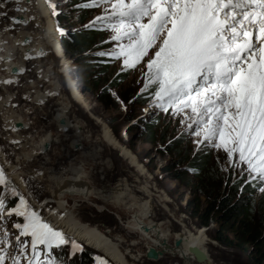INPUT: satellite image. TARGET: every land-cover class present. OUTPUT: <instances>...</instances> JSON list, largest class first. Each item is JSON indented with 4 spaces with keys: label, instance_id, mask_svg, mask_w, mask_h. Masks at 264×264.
<instances>
[{
    "label": "snow or ice",
    "instance_id": "snow-or-ice-1",
    "mask_svg": "<svg viewBox=\"0 0 264 264\" xmlns=\"http://www.w3.org/2000/svg\"><path fill=\"white\" fill-rule=\"evenodd\" d=\"M38 8V12L33 10V0H0V19L8 21L0 31L13 34L0 39V52L11 39L13 48L23 47L24 60L34 58V52L43 56V49L31 48L30 33L15 35L18 25L35 21L33 27L39 28V20L51 18L53 32L63 38L77 29L61 27V14L98 10L81 27L108 32L102 43L110 47L87 55L100 58L98 63L118 62L117 76L139 72L135 81L139 87L128 103L146 102L141 109L143 119L163 113L174 122L175 134L160 147L166 150L189 140L194 153L214 151L216 170L227 174L226 184L231 178L233 186L239 182L240 192L247 187L264 197V0H43ZM53 32L44 34L49 43ZM12 58L11 50L0 55L4 64L0 71L11 72L0 78L5 88L18 85L19 74L27 70L9 68ZM70 71L78 77L82 69L74 64ZM112 95L125 109L124 101ZM24 99L31 96L26 94ZM4 107L18 105L9 97ZM60 123H65L63 118ZM3 130L16 131L17 122L5 116ZM9 143L19 145L20 141ZM51 144L46 142L42 151ZM72 147L79 149L78 143ZM4 164L10 165L7 154ZM4 164H0V264H72L84 249L44 214L61 220L66 215L42 199L43 181L37 180L43 176L42 169L20 174L22 191ZM187 171L195 174L199 169ZM183 239L177 236L175 241L182 264H209L197 244H189L185 252ZM160 243L164 250L169 248L165 240ZM163 254L154 248L146 252L150 259ZM93 259L96 264H108L101 256Z\"/></svg>",
    "mask_w": 264,
    "mask_h": 264
},
{
    "label": "rangeland",
    "instance_id": "rangeland-1",
    "mask_svg": "<svg viewBox=\"0 0 264 264\" xmlns=\"http://www.w3.org/2000/svg\"><path fill=\"white\" fill-rule=\"evenodd\" d=\"M42 3L43 0H33V10L38 12V5ZM97 11L91 12L85 22L91 20L97 14ZM74 13L78 14L79 17L81 11H75ZM74 13L65 12L63 14L62 23L67 24L68 28L79 26L78 22L75 21ZM13 14L20 15L17 13ZM7 23L8 21L0 19V29ZM34 23L36 22H30L27 26L18 25L17 27L20 30L15 35L20 37L26 31L32 35L33 40L37 41L35 42L36 44L38 41L44 44L43 42L48 41L44 34L51 30L53 32V20L51 18L39 20V28H34ZM0 34L2 39L13 35L2 31H0ZM95 35L96 40L89 47L90 53L110 47V45L102 43V41L107 39L108 32ZM19 49L23 50V47L13 48L12 41L9 39L4 52L13 50V60L17 62L22 59V51ZM43 51L45 55H35L34 58L23 59V62L20 63L27 70L19 74L18 85H9L7 88L0 85V97H3V99H0V164H4L5 154H7L10 165L4 164V167L10 175L14 174L11 166L16 164H19L20 172L25 175L34 168L42 169L43 176L37 177V180L43 181L41 196L42 199L50 200V202H47L48 206L54 209L58 208L56 203L51 202L56 194L55 184L51 182L52 177L49 172L55 169V171H59L70 164L77 168L80 165L84 168L89 167L86 171L90 173V182L91 184L94 183L95 188L102 189L110 186L118 188L120 191H133L136 200L141 201L148 208L146 216L158 221L157 224L163 223L164 226L169 228L166 233V238H170V241H168L169 248L167 249L168 251L164 250L163 245L159 244L158 250H163L164 252L159 257L160 259L154 260L145 257L148 248L152 245L149 243L150 241L142 238L139 232L131 228L129 224V221L133 219L131 211L124 210L121 206L104 203L94 197L84 200L80 199L75 202L71 201L75 212L77 211L76 213L74 212L76 219L81 220L84 224L100 228L108 241L112 245H116L117 250L123 253L131 264H182L178 255L179 250L173 254V249H176L174 244L176 236L185 234L191 237L197 232L204 235L209 254V264H255L257 259L259 264H264V227L262 228L258 224L262 221L261 215L264 216V197L260 196L259 193L254 195L256 214H258H255L256 227L253 230L247 231L243 229L238 224L240 219L239 221L228 222L230 219H224L222 217L223 213L215 210L209 212V204L212 198L201 196L198 192H192L191 186H194L196 182L194 183L195 180L192 179L191 173L187 170L186 173L181 171L184 177L183 180H179L169 170L172 161H169V156L166 154L168 150H171L176 157L190 151L192 152H189L190 160L195 159L197 154L202 155L204 153L195 152V155L189 140H181V142L174 143L169 146L170 149L167 147L166 150L160 147L166 144L175 134L174 122H170L168 116L159 113L151 118H157L158 122L154 126L153 133L149 136L147 135L148 130L145 129L147 125L145 121L147 119L136 121V124L140 125L139 129L135 124L131 127V130L128 131L127 129L126 131L127 124L130 125V117L132 121H135L138 116L142 115L141 109L145 107L146 103L142 99H136L132 103H128V100L135 96L139 87L135 83L139 77L138 71L117 76L116 74L119 71L118 62L98 63L96 62L99 60L98 57L86 55V60L90 62L92 67L93 81L85 85L81 80V72L77 77L70 71L74 64L64 63L66 60L73 59L65 49L60 52L58 45L56 48L49 45ZM75 64H78L77 61H75ZM3 67L4 64L0 66V69ZM4 77H8L6 71H0V78ZM94 81L96 85L92 84ZM70 83L74 87L75 94L69 86ZM91 86L94 90L88 89ZM112 93H116V96L124 101L125 109L121 108L120 103ZM26 94L31 96L30 100L24 99ZM9 97H11L12 103L18 105V107H4L5 101ZM35 98L36 100L42 99L44 102L42 104L37 103L34 100ZM63 101H67L69 104L64 108V111L68 120L72 121L69 122V125L73 129L69 128L67 132H64V135L60 137L62 142L58 141L55 144L53 142L51 148L42 152L43 154L38 156L31 154L28 158L23 156L25 150L27 149L26 151H28L45 134H56L58 129L56 128L57 124L56 120H54V115L62 106ZM25 109L29 111H25ZM19 115H22L28 123L19 124L18 126L20 127H17L16 131H4V117L9 116L10 118ZM132 121L131 124H133ZM74 123L81 125L78 130L81 133L80 136L77 133L78 131L74 130ZM104 128H107L112 133L116 142L115 145L107 141L104 142L102 139ZM79 138H83V140ZM86 138L88 139V144L83 145L84 149L79 148L77 150L70 147V142L73 139H79L84 144ZM13 139H18L20 141L19 145L9 143ZM101 140L103 141L101 142ZM81 149L84 152L80 151ZM61 150H64L62 155L59 154ZM125 151H129L135 157L138 166L133 165L130 159L125 157ZM84 153L88 156L82 157L85 155ZM210 157L209 167L212 164L214 167L216 153L212 151ZM85 158H88V161ZM89 158L92 159L90 160ZM95 163L98 165H95ZM175 170H177V167L173 168V172ZM226 175V173L219 172V176L226 177ZM12 179L23 191L24 186L13 177ZM190 180L192 181L189 182ZM215 182L217 183L218 181ZM223 182H225V178ZM230 184V187L233 186L232 180ZM195 188L198 189L199 186H195ZM246 189L248 188L245 187L243 193ZM240 203L242 202L240 201ZM59 210L62 211L61 209ZM44 214L49 216L52 222V219H54L52 215L47 212ZM206 217L209 218V221L205 225L201 221ZM169 233L170 236L168 235ZM258 236H260L259 242L252 241V238ZM73 237L84 245L86 254H88L87 250L91 253L90 258L101 256L108 261V264H120L114 262L101 250L84 243L83 240L77 238V235ZM157 240L160 241L158 238ZM73 262L74 260L72 264Z\"/></svg>",
    "mask_w": 264,
    "mask_h": 264
},
{
    "label": "bare ground",
    "instance_id": "bare-ground-1",
    "mask_svg": "<svg viewBox=\"0 0 264 264\" xmlns=\"http://www.w3.org/2000/svg\"><path fill=\"white\" fill-rule=\"evenodd\" d=\"M40 2H42V1H40ZM49 32H52V30L49 31ZM26 34H29V33L25 31V32H23L21 34V36H24ZM55 38H56V36H54V41H55ZM0 39H2L1 38V34H0ZM35 42H37V41L32 39V42H31L30 46L34 50H36L37 46H38L37 51L41 50V49L45 50L49 45L51 47H53V48H56V46L58 45L57 42H53V41L51 43H49V41L43 42L44 44H42L41 41L40 42L38 41V43H37L38 45ZM58 48L60 49V52H61L62 48L59 47V45H58ZM19 50H21V49H19ZM11 51L14 54V51L13 50H11ZM21 51L23 52L24 49L21 50ZM54 51H55V49H54ZM6 52H8V51H6ZM6 52H0V55H4V54H6ZM33 56H35V52L33 53ZM22 62H23V58L21 60L17 61V62L15 60H13V58H12V60L8 62V67L9 68H11L12 66L22 67L23 64L20 65V63H22ZM64 63H66V64H75V59L66 60ZM2 64L3 63H0V66H2ZM6 73H7V76L11 75V72H7L6 71ZM69 86H70L71 90L74 93V87L72 86L71 83L69 84ZM35 97H38V96H35ZM42 97H43V95H42ZM34 100H36V98ZM139 100H141V99H139ZM67 105H69L68 102L67 101H63L62 106L59 108L58 111H56V113L54 115V120H56L55 122L57 124L56 128L58 129L56 134L55 135L53 133L45 134L43 137L40 138L39 141L36 142V144H34V146H31V148L28 151H26L27 150L26 149L23 156L28 158L31 154H33L35 156L43 154L42 152H44V151H42V149L44 148L45 143L48 142V141H51L52 143L54 142V144L56 142H58V141L60 143L62 142L60 137H61V135H64L63 133L65 132V131H62V129H64V128L73 129L69 125V122L71 120H68V117L66 116V113L64 111V108ZM13 114L14 115L15 114L18 115L17 113H13ZM13 117H10L9 119L15 120L17 122V127H20L18 125L22 124L23 122H26V124L28 123V121L22 115L13 116ZM141 117H142V115L138 116L135 121L144 120ZM61 118H63V120L65 121L64 124L60 123V119ZM129 121H130V125L129 124H127V125H128V128L130 129L133 125L136 124V122L133 123V121L131 120V117H130ZM131 121H132L133 124H131ZM157 121H158L157 118H154V119H151V120L147 119V123H149V124H151L152 122H154L156 124ZM73 126H74V130H76V132L81 127V125L75 124V123L73 124ZM136 127L139 129L140 125L136 124ZM134 129H135V126H134ZM145 129L147 130V125L145 126ZM77 133L80 136L81 133L79 131ZM15 135H17V134H15ZM79 139H81V138H79ZM79 139H73L70 142V147L73 148L72 147L73 143H78L79 148L84 149L85 147L83 145L88 144V139L86 138L84 144ZM102 139L104 140V142L107 141L108 143L113 144V145H115V143H116L115 140H114V137L112 136V133L107 128H104V130L102 132ZM81 140H83V138ZM103 140H101V142ZM82 149L80 151L84 152ZM63 152H64V150H61V151H59V154L62 155ZM190 153H192V152H190ZM200 154H201V152H200ZM206 154H208V153H206ZM195 155H196V153H195ZM205 155H204V157H205ZM85 156H86V154L84 156H82V157H85ZM125 157L127 159H130V162L133 163V165H137L138 164L137 160L135 159V157L133 155H131V153L129 151H125ZM89 159L91 160L92 158H89ZM85 160L88 161V158H85ZM83 163H85V162H83ZM191 163H193V162H191ZM195 164H196V162H195ZM95 165H98V164L95 163ZM17 166H19V164L12 165L11 167L12 168H16ZM82 168H83V170H81ZM88 168H84L81 165H80V167L77 168V167L71 166V164H70L66 168L63 167L59 171L58 170L55 171L56 169L55 170L53 169L54 171L49 172V175H51V177H52L51 182H53L55 184V193H56L55 196H54V199H53L54 201L51 200V202L57 204L58 208H55L57 210V212H64L66 214L65 218L62 219V220L57 215H52V217L54 218V219H52V223L54 225L64 229V231L67 234L71 235V236L75 235V237H76V235H77V238L83 240L84 243H87V244H89L91 246H94L96 249L101 250V252H103L105 255H107L109 258H111L114 262H117V263H120V264H131L127 260V257L123 253H121V252H119L117 250V246L116 245H112L108 241L106 235H104V233L102 232V230L100 228L94 227V226H91V225H88V224H84V223L81 222V220L76 219L77 217H76L75 213L77 211L75 212V209H74V206L72 205L73 204L72 202H75V201L80 200V199L84 200V199H87V198L94 197L96 199H100V201L102 200L104 203L113 204L115 206H121L124 210L131 211L132 216H133V219H131V221H129V224L131 225V228H133L134 230L139 232L141 234L142 238L150 241L149 243H151V245H152L151 248H159V244H161L160 243L161 240H165L167 242V244H168V241H170L169 240L170 238L169 239L166 238V233L169 231V228L167 226H164L163 223L157 224L158 221H155L154 219H152V217L148 218L146 216L148 208H146L144 203H142L141 201H137L136 200V197H135L133 191L132 192L128 191V190H125L126 192L123 191V190L120 191L118 188L110 187V186L103 187L102 189L95 188L94 185H93L94 183L91 184V182H90V180H91L90 173L88 171H86ZM20 174H21L20 168L18 167V171L16 173H14L12 175V177L19 182ZM46 201L50 202V200H46ZM59 209H61L62 211H60ZM49 219H51V218L49 217ZM146 227L148 228V230H145ZM157 233H159V237L157 236ZM168 235L170 236V233ZM181 236L184 238L183 242L181 244V248L185 252L187 251V248H188L189 244L195 243L206 253L207 256H209L207 248H206V242H205L203 233L197 232V234L192 235L191 237H189L188 235H185V234L184 235L181 234ZM157 238L160 239V241H158ZM174 244H175V242H174ZM176 251H178V249H173V254ZM87 253H88V257H90L91 253L88 252V250H87ZM158 259H160V258H158ZM154 260H157V259H154Z\"/></svg>",
    "mask_w": 264,
    "mask_h": 264
},
{
    "label": "trees",
    "instance_id": "trees-1",
    "mask_svg": "<svg viewBox=\"0 0 264 264\" xmlns=\"http://www.w3.org/2000/svg\"><path fill=\"white\" fill-rule=\"evenodd\" d=\"M80 11H81V14L79 16L80 20L82 22H85V19H87L90 16L92 10L81 9ZM63 17L60 16L59 18L63 19ZM97 33H99L98 30H94V29L85 30V31L83 30V31L69 33L65 35L63 38V46L64 48H66L65 50L73 57V59H75V61H77V63L80 65L82 69L81 71L82 79L81 80L83 81L85 85L90 84V81H93L92 72H91L92 67H91L90 62L86 60V55L90 53L89 47L95 42L96 40L95 34ZM95 83L96 82L94 81L92 84L96 85ZM88 89L94 90L92 86L88 87ZM145 123L147 124V130H148L147 135L149 136L153 133L155 123L152 122L151 124H149L147 123V121H145ZM129 130H131V128L130 129L128 128V131ZM151 141H154V140H151ZM168 149L170 148L168 147ZM189 152L190 151H188L187 153L184 152L182 156H177V157L176 155L173 154L171 150H168L166 152V154L169 156V161L170 162L172 161L171 166L169 167V170L172 171L175 178L179 180H183L184 174H181L182 173L181 171L186 173L187 172L186 170L190 167L198 168L199 171L195 174L188 171L189 173L192 174L193 176L192 179L195 180L194 183L196 182L194 186H191V190L192 192L200 193L201 196L212 198V201L209 204V212L215 210L216 212L223 213L222 217L224 219L226 220L230 219L228 220V222H231L233 220L235 222V221H239L240 219L238 224L243 229L247 231L253 230L256 227L255 218L258 213L256 214L257 210L255 208V204H256L255 198H250V199L246 198V195H247L246 192L248 191V189H246L244 193L240 192L239 184H238L239 182L237 183V185L230 187L231 185L230 178L228 179L227 184L223 182L225 177L219 176V172L218 170H216L217 167L215 165V162H214V167L216 169L213 167V164L211 167H209L210 161H211V157H210L211 152H206L209 155L206 153L202 154L203 156L197 155L198 157L197 156L195 157L196 160L195 159L190 160ZM185 163L186 164L189 163V164L186 165ZM180 166H182V168H180ZM175 167H177V170L173 172V168ZM191 181L192 180H190L189 182ZM215 181H218V182L216 183ZM195 186H199V188L196 189ZM227 188L229 191L227 190ZM240 195L242 196V198ZM239 199L242 203H240ZM261 220L262 221H260V223L258 224L260 225V227L263 228L264 227V216L263 215H261ZM208 221H209V218L206 217L203 221H201V223L206 225L208 224ZM252 241L259 242L260 236L256 238L255 237L252 238ZM78 264H93V261L90 257H88V254L83 252L80 255ZM255 264H259L258 259L256 260Z\"/></svg>",
    "mask_w": 264,
    "mask_h": 264
},
{
    "label": "built area",
    "instance_id": "built-area-1",
    "mask_svg": "<svg viewBox=\"0 0 264 264\" xmlns=\"http://www.w3.org/2000/svg\"><path fill=\"white\" fill-rule=\"evenodd\" d=\"M54 24V23H53ZM59 24L61 27H65L64 25H66L65 23H62V19L59 18ZM55 25V24H54ZM53 35L56 36L55 38V41L54 42H57L59 43L60 47L62 49H65L64 46H63V38H61L58 34L54 33L53 32Z\"/></svg>",
    "mask_w": 264,
    "mask_h": 264
},
{
    "label": "clouds",
    "instance_id": "clouds-1",
    "mask_svg": "<svg viewBox=\"0 0 264 264\" xmlns=\"http://www.w3.org/2000/svg\"><path fill=\"white\" fill-rule=\"evenodd\" d=\"M187 164H189V163H187ZM187 164H186V165H187ZM246 194H247V195H246V198H247V199H248V198H249V199H250V198H254V195H255V193L252 194V192H251L250 189H248V191L246 192Z\"/></svg>",
    "mask_w": 264,
    "mask_h": 264
},
{
    "label": "water",
    "instance_id": "water-1",
    "mask_svg": "<svg viewBox=\"0 0 264 264\" xmlns=\"http://www.w3.org/2000/svg\"><path fill=\"white\" fill-rule=\"evenodd\" d=\"M146 229L148 230L147 227H146ZM149 230H150V229H149ZM149 248H151V247H149ZM149 248H148V249H149ZM154 249H156L157 251H159V250H158L159 248H154ZM145 257H146V258H149L147 255H145Z\"/></svg>",
    "mask_w": 264,
    "mask_h": 264
}]
</instances>
